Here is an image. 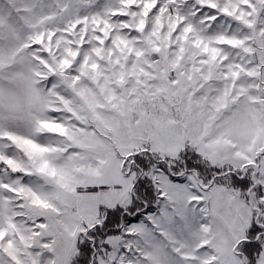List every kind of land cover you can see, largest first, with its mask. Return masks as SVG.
I'll use <instances>...</instances> for the list:
<instances>
[{
    "label": "snow or ice",
    "instance_id": "obj_1",
    "mask_svg": "<svg viewBox=\"0 0 264 264\" xmlns=\"http://www.w3.org/2000/svg\"><path fill=\"white\" fill-rule=\"evenodd\" d=\"M0 264H264V0H0Z\"/></svg>",
    "mask_w": 264,
    "mask_h": 264
}]
</instances>
